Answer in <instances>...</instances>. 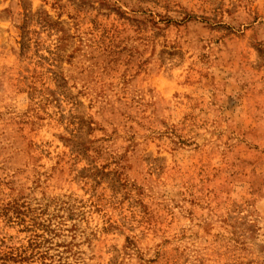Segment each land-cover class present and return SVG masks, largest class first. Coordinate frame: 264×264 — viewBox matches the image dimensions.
I'll return each mask as SVG.
<instances>
[{
	"label": "rangeland",
	"instance_id": "1",
	"mask_svg": "<svg viewBox=\"0 0 264 264\" xmlns=\"http://www.w3.org/2000/svg\"><path fill=\"white\" fill-rule=\"evenodd\" d=\"M0 264H264V0H0Z\"/></svg>",
	"mask_w": 264,
	"mask_h": 264
}]
</instances>
